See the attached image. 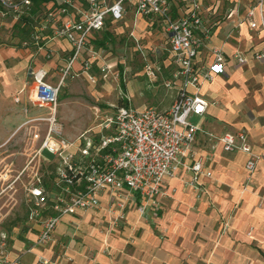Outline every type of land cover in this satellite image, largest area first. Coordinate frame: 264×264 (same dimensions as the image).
Wrapping results in <instances>:
<instances>
[{
    "label": "crops",
    "instance_id": "1",
    "mask_svg": "<svg viewBox=\"0 0 264 264\" xmlns=\"http://www.w3.org/2000/svg\"><path fill=\"white\" fill-rule=\"evenodd\" d=\"M41 2H34L32 15L42 11ZM244 16L245 11L241 15L229 13L222 21H217L201 52V59L211 64L212 48L220 47L225 62L224 73L214 76L211 82H203L198 91L207 107L198 116L196 125L208 135H197L190 149V161H200L203 171L212 174L211 178H199L200 190L189 186L191 173L180 169L175 177L164 180L167 196L158 200L153 224L141 220L134 210H129L123 222L114 228H110L111 217L106 210L109 197L103 194L97 209L76 210L73 214L63 215L50 242L37 245L41 222L54 214L51 207L59 191L54 185L55 161H35L25 170L24 165L19 177L27 178L24 185L26 227L11 238L6 251L8 261L19 258V264H40V260L52 264H264V59H251L252 52L261 48L263 38L250 30ZM253 17L258 20L256 14ZM239 18L240 26L234 35L226 38ZM103 38L104 35L95 34L88 48L98 54L99 49L118 44L115 38L106 41ZM23 42L19 46L25 48L18 47L17 51L6 56L0 54V95L12 102L18 97L20 103L16 106L29 104L30 70H45L46 82L55 86L73 53L71 45L63 39L49 42L42 51L33 44L25 46ZM236 53L245 56L247 61L236 63L233 58ZM83 55L88 58L91 54L84 51ZM110 66L116 67L115 64ZM170 67L167 61L164 68ZM73 70H80L78 61L74 62ZM131 107L142 109L141 104ZM7 111L10 117L13 116V112ZM38 114L33 113L28 118ZM88 116L85 109L71 106L66 99L60 100L57 106L62 129L67 124L79 129L78 125L87 122ZM19 117L20 121L11 133L0 140H7L20 131V126L28 118ZM79 119L83 120L82 123L78 122ZM66 131L72 135L70 130ZM241 131L246 133L253 152L260 158L249 185L250 191L245 193L241 189L246 175V155L226 152L212 138ZM25 135L29 142V157L34 147L29 133ZM34 173H37L46 197L40 208L35 206L31 194L39 187ZM33 209L41 212L35 219L31 218ZM226 216L230 219L222 231L219 219Z\"/></svg>",
    "mask_w": 264,
    "mask_h": 264
},
{
    "label": "built area",
    "instance_id": "2",
    "mask_svg": "<svg viewBox=\"0 0 264 264\" xmlns=\"http://www.w3.org/2000/svg\"><path fill=\"white\" fill-rule=\"evenodd\" d=\"M34 2L0 0V17L11 18L16 23L24 19L33 22L30 40L23 42L25 46L33 44L42 51L49 42L63 39L73 52L55 86L46 82L47 72L43 69L28 73L32 87L27 100L39 114L28 118L19 128L29 125L30 143L34 147L24 170L35 161H55L54 185L59 190L51 207L54 214L41 222L37 245L50 242L63 215L97 209L103 194L108 195L109 203L120 212L130 204L139 218H146L150 206L167 196L164 180L175 177L178 170L189 171L192 175L189 186L199 191V178H211V173L203 171L199 161L192 163L189 153L197 135L206 132L189 122V118L205 112L207 103L198 95L199 88L203 82H211L214 76L223 74L225 62L220 48H212L211 64L201 59V52L212 34L213 26L209 21L216 13L213 6H204L203 0H44L42 11L32 15ZM237 13L236 9L230 10V14ZM127 14L135 19L145 18L151 25L163 28L167 61L173 68L171 81L166 82L165 87L175 91L173 103L166 111L153 107L136 109L129 105L110 106L103 111L95 109L94 127L73 139L66 138L57 118L60 89L66 80L81 74L91 80L90 69L97 56L88 48L93 36L109 34L115 38L116 28ZM244 18L250 30L263 38L261 48L252 52L251 59L262 60L264 0H252ZM239 26L240 23L236 28ZM84 51L91 55L84 57ZM233 58L238 64L247 61L239 53ZM76 61L80 64L79 71L73 70ZM146 69L147 74L153 75L150 67ZM100 72L106 78L109 67H101ZM13 102L19 104V98L14 97ZM24 112L27 114V109ZM212 138L224 151L246 155L244 168L250 181L260 158L253 152L246 133H224ZM34 177L39 187L31 194L35 206L40 208L46 197L37 173ZM40 213L33 209L31 218L39 217ZM120 217L123 218V213ZM19 263V258L8 261L0 256V264ZM42 264L50 263L42 260Z\"/></svg>",
    "mask_w": 264,
    "mask_h": 264
},
{
    "label": "rangeland",
    "instance_id": "3",
    "mask_svg": "<svg viewBox=\"0 0 264 264\" xmlns=\"http://www.w3.org/2000/svg\"><path fill=\"white\" fill-rule=\"evenodd\" d=\"M249 3L250 0H203L204 6H213V9L216 10L215 15L209 21L213 27L217 21H222V18H225L232 9H236L237 14L241 15ZM239 23L240 18L234 21L227 36L234 35ZM14 24L16 22L11 18L0 17V54H5V56L9 52L17 51L18 47L25 48L19 45L23 41L30 40L29 35L33 22L30 19L26 20V27L20 23L21 28H25L24 31L14 27ZM116 31L118 35L115 36V39L118 44L98 50L95 63L90 69L91 80L87 75L81 74L78 78L68 79L64 87L60 89L58 105L60 100L66 99L71 106H80L89 114L87 122L78 125L79 129L74 128L75 125L69 124L63 127L64 131L63 129L62 131L66 138L73 139L79 133L93 128L95 109L103 111L110 106H121L126 100L127 105L130 104L134 107L141 104L142 108L155 107L159 111H166L173 103L175 91L165 87V83L171 81L173 68H164V65L167 64L168 54L163 28L157 24L151 25L145 18L135 19L132 14H127ZM110 64H115L116 67H111ZM161 64H163L162 67ZM103 66L109 67L110 72L106 78H103L100 72V68ZM146 67L151 68L153 75L146 73ZM28 84L29 92L32 87L29 78ZM123 87H125V91ZM128 98L131 99V102L128 101ZM17 108L20 109L18 112ZM24 109H27V114ZM7 110L13 112V116L10 117ZM33 113L37 114L39 110L32 108L29 104L16 106L12 101L5 100L0 95V139L11 133L20 121L19 115L25 120V117L28 118ZM198 119V116H192L189 118V122L196 124ZM82 121V119L78 120L79 123ZM39 127H43L42 124ZM28 128L29 125H25L16 135L4 141L0 140V256L6 259L7 246L11 238L16 232L26 227L27 194L24 185H26L27 178L19 177V172L26 165L28 159L29 142L25 135ZM66 129L70 130L72 135H68ZM246 177L247 174L241 189L242 193L250 191L249 185L252 179L247 181ZM157 206L158 203L151 205L147 214L149 217L140 219L148 224H153ZM106 210L111 217L110 228H114L123 222L129 210L135 211V207L129 204L123 212H120L117 207L109 203ZM122 213L123 218L120 217ZM229 219L230 216L219 219L222 231L227 228ZM40 264H42V260H40Z\"/></svg>",
    "mask_w": 264,
    "mask_h": 264
},
{
    "label": "trees",
    "instance_id": "4",
    "mask_svg": "<svg viewBox=\"0 0 264 264\" xmlns=\"http://www.w3.org/2000/svg\"><path fill=\"white\" fill-rule=\"evenodd\" d=\"M41 1H44V0H35L36 3L41 2ZM26 20H27V19H24L22 22L17 23V25L14 26V27H16L17 29H19V30H21V31H24L23 29H25V28H21V26H20L19 24H20V23H23L22 25H24V27H26V24H25V21H26ZM113 38H114V37L111 36V35H109V34H104V38H103V40H104V41H106V40H108V39L112 40ZM100 43H101L100 45L103 44L102 41H101ZM124 101H125L124 105H121V106H126V105H127L126 100H124Z\"/></svg>",
    "mask_w": 264,
    "mask_h": 264
}]
</instances>
